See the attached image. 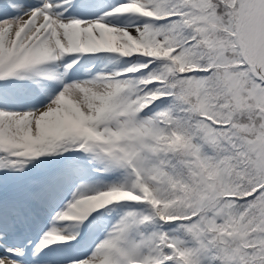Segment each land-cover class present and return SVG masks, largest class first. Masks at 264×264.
Segmentation results:
<instances>
[{
    "label": "snow or ice",
    "instance_id": "snow-or-ice-1",
    "mask_svg": "<svg viewBox=\"0 0 264 264\" xmlns=\"http://www.w3.org/2000/svg\"><path fill=\"white\" fill-rule=\"evenodd\" d=\"M0 264H264V0H0Z\"/></svg>",
    "mask_w": 264,
    "mask_h": 264
}]
</instances>
